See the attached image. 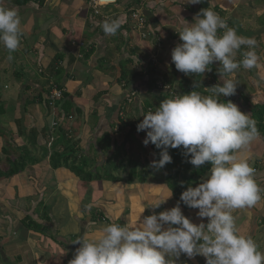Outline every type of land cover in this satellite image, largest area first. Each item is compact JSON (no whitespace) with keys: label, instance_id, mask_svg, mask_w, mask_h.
<instances>
[{"label":"crops","instance_id":"crops-1","mask_svg":"<svg viewBox=\"0 0 264 264\" xmlns=\"http://www.w3.org/2000/svg\"><path fill=\"white\" fill-rule=\"evenodd\" d=\"M22 1L0 0V6L18 11L22 33L20 47L12 53L11 61L0 45V88L1 73L14 78V71L23 63L37 68L33 72L47 80L42 87L36 78L28 79L23 67L24 73L19 75L20 80L24 79L19 101L28 118L26 124L21 123L18 114L16 124L21 134L28 133L26 141H33L36 149L48 148L49 155L57 137L66 134L77 157L85 160V169L100 178L88 182L66 168L54 170L49 157L40 160L41 154L32 157L40 160L38 164L31 163L19 175L0 180V264H69L80 247L74 244L77 239H95L100 234L98 229L111 223L134 228L140 215L142 219L176 206L178 201L172 193L160 208L146 207L144 211L143 205L167 199L171 190L160 176L162 169H153L154 175L146 177L145 167L158 157L152 144H143L146 131L137 132V125L143 115L155 111L166 99L158 84L169 86L177 95L198 90L187 85L184 74L171 62L173 48L182 43L178 32L185 26L184 20L192 22L184 13L197 14L214 4L229 6L225 1L221 4L223 0H202L195 5L187 4V0H116V4L101 7L100 14L95 15L90 0H29L21 5ZM137 11L146 18V38L131 18ZM113 19L121 21L119 40L102 31V23ZM237 34L246 37L239 31ZM89 51L92 55L85 59ZM212 65L219 68L218 62ZM156 67L162 68L164 82L158 83ZM61 69L58 78L57 70ZM128 69L139 74L131 88L118 82L122 70ZM237 71L247 75L244 68ZM204 74L202 86L215 83H209ZM55 90L62 91V99L64 94L69 95V113L63 110L62 99L49 104ZM130 91L136 94L132 104H123ZM203 91L198 92L208 95ZM39 106L45 112L39 111ZM53 123L57 126L52 129ZM261 150L255 153L249 147L240 156L255 169V180L264 189V147ZM8 159L0 152V172ZM181 210L194 224L201 222L198 209L181 206ZM233 215L239 234L250 235L264 252V199L252 208L234 210ZM203 222L207 223V218ZM177 264L206 261L201 256L188 259L182 255Z\"/></svg>","mask_w":264,"mask_h":264},{"label":"clouds","instance_id":"clouds-1","mask_svg":"<svg viewBox=\"0 0 264 264\" xmlns=\"http://www.w3.org/2000/svg\"><path fill=\"white\" fill-rule=\"evenodd\" d=\"M199 3L202 0H187V4ZM184 22L178 32L182 43L171 52L175 69L185 75L202 76L218 62L222 86L206 88L212 95L194 90L164 99L155 111L143 115L137 132L146 131L143 144L160 150L159 158L151 163L153 169L172 163L169 149L181 147L194 168L206 162L211 168L201 183L182 192L175 207L142 219L140 215L134 228L111 223L101 226L95 239H77L74 244L80 247L69 264H177L182 255L188 259L201 256L206 264H264V252L250 235L239 234L233 215L234 210L252 208L264 199V189L255 180V169L240 156L260 133L250 114L220 99L236 94L237 82L228 78L236 70L259 66L257 41L238 35L209 8L201 10L193 23ZM120 28L119 19L102 23L106 36H115ZM21 34L18 11L0 6V45L9 53V61L20 47ZM243 47L248 50L240 52ZM238 53L242 56L239 61ZM171 196L172 191L167 199L143 205L144 211L146 207L160 208ZM181 202L198 209L199 224L183 214ZM205 218L207 223L203 222Z\"/></svg>","mask_w":264,"mask_h":264},{"label":"trees","instance_id":"trees-1","mask_svg":"<svg viewBox=\"0 0 264 264\" xmlns=\"http://www.w3.org/2000/svg\"><path fill=\"white\" fill-rule=\"evenodd\" d=\"M28 1L29 0H23L21 2V5L26 4ZM39 1H42V0H39ZM208 1H210V0H207L206 2H208ZM211 2L213 3L212 0H211ZM236 2H237L236 0L227 1L228 6L229 5L233 6L234 4H236ZM224 3H225L224 0L221 1V4H224ZM232 6L223 8L219 4H214V5H212V7L210 6L209 9L217 12L220 15L221 13L225 14L224 12L232 11L233 10ZM225 21H226V23L228 22L227 23L228 26L230 24L232 26V28H235L237 31H239V33L244 34L246 37L248 36V35H246V33L241 31L240 25H238V27L235 25L234 26L232 25V21H233L232 18H230L228 21L225 18ZM222 31L223 30H221V33H222ZM118 36H120L119 33H117L115 35V40L116 39L119 40L121 38V37L119 38ZM91 55H92L91 51L86 52L84 54V58L89 59ZM210 67H211L210 72L212 73V74H209V76L211 77L210 80H212L216 84H220L222 86V82L220 81V78L217 75V69L213 65H211ZM241 68H243V67H241ZM62 72H63L62 69H61V71L57 70L58 78H59V76L61 77ZM151 72H153V71L151 70ZM151 74H153V73H151ZM183 74L184 73H182V75ZM203 75H205V74H202V76H197L196 74H190V75L184 74L183 76L186 77L184 80L186 81L187 85H193L198 89L197 92L198 91L201 92V91H203L202 89H204L203 86L200 84ZM138 76H139V74H136V72L132 71V69L131 70L130 69L122 70L121 77L118 79V82L120 84H124V86L127 88H131V87H129L130 84L134 80H136V78ZM203 92H204L203 94H209L208 92H205V91H203ZM132 93H134V92L130 91V96H127V98L123 101V104L124 103L132 104L134 97H135V96L132 97V95H131ZM237 93L238 92L236 91V94ZM164 94L166 95L165 96L166 99L173 98V96L169 92H165ZM227 98L223 97V99L222 98H220V99L223 102H228L230 97L228 99ZM240 99H241V103H243V106H241L242 109L240 111H242L246 114H250L251 118L256 121V125H257V128H258L259 133H260V139L264 143V104H253L244 95H241ZM62 100H63V110L66 113H69V111L71 110V103L69 102V95H67V93L64 94V99H62ZM130 100H131V102H129ZM56 101H59V100H56ZM54 104H55V102H54ZM146 105H147L146 107H149L150 106L149 102H147ZM0 112H4V109L2 106H0ZM70 140L71 139L67 138L66 134H64V133L61 134L60 136H58L57 139L52 144L51 154L50 155L48 154V152H49L48 149H45V150L42 149V151H41L42 158L40 160L49 157V161H50V165H51L52 169L56 170L59 168H66V169L70 170L71 172L75 173L77 176H79V178L81 180H86L88 182H91L92 179H95V178L99 179L100 176H96L93 173L91 174L88 170L85 169V166H84L85 160L82 161V160H80L79 157H77L76 150L74 149L75 148L74 144L72 145L70 143ZM6 146H7V148H6ZM6 146L4 147L5 149L3 148L0 150V152H2V154L9 157L8 163L6 165H4V167L2 169L3 171L0 172V180L13 178V177L19 175L20 173H22L29 164L32 163L35 165V164H38L40 162V160L32 159V157H30V155L27 154V147H24L21 149L18 148L16 150V153H18V154H14L10 150L11 145L7 144ZM151 147H152L153 152L159 158V151L160 150L156 149L154 145H151ZM183 151L184 150L182 147L178 148V149H169V154L172 157V163L167 164L162 170L160 169L161 171L166 173V175L163 176L164 181H165L166 185L169 187V189L172 191L174 198L177 201L180 200V196H181L182 192L185 191L188 186L194 187V185H197L199 183V180L211 168L210 163H207V162L205 163V165L201 166L199 169L194 168V166H192L190 163L187 162V159H189L190 157L186 158L183 155ZM28 153H29V151H28ZM135 172H136V170H135ZM180 205L187 210H194V209H190L187 206L183 205L182 202Z\"/></svg>","mask_w":264,"mask_h":264},{"label":"rangeland","instance_id":"rangeland-1","mask_svg":"<svg viewBox=\"0 0 264 264\" xmlns=\"http://www.w3.org/2000/svg\"><path fill=\"white\" fill-rule=\"evenodd\" d=\"M224 1L227 2L231 0H224ZM236 1H237L236 4H234L233 6L229 5V7L232 6V9H233L232 11L224 12L225 14L221 13L220 15L222 18L224 19L226 18L227 21L230 18H232L233 26L238 25V21L240 20L239 25L241 29L245 33H250L247 37L255 38V40L257 41V46L255 48V51L260 57L258 61L259 66L251 70H246V74H247L246 76H245V73L242 74L236 70L237 72H235L231 77V79H233L236 82L237 80H239L240 86L243 89L239 88L240 86L239 87L237 86L238 93L228 98H229V101L236 104L238 108L241 110L242 109L241 106H243V103H241V99H240L241 95L246 96L252 103H258V104L261 102L264 103V0H236ZM184 14H185L184 16L189 17L192 21L191 23H193L194 17L198 14V12L197 14L196 13H186V12ZM228 27L232 28L230 24ZM247 50L248 49L246 47H243L241 52L247 51ZM240 59H242V56L240 55V53H238L236 60L239 61ZM22 67L24 68L25 73L23 72ZM33 69H37V68H35L32 65H29V63H23L22 65L19 66V69L17 71H14V73L16 74L14 78L8 77V74L5 76L4 73L3 74L1 73L0 97H2L1 98L2 101H0V104H2L3 105L2 107H5V108H4V115L2 116L0 113V150L1 148H4L7 144H9L11 145V148H10L11 152L14 154H18L16 153V150L18 148L19 149L24 148L25 146H27L26 144H28L27 154H29L30 157H35V156L41 157V151L42 149L44 150V148H41L40 150L38 147V149H36L35 145L33 144V141H31L32 143L27 142L25 136H27L28 133L27 135L26 133L22 135L20 126L16 124L18 114L21 115L19 117L20 118L19 120L21 121V123L26 124V120H28V118L24 117L26 113L22 110V105L19 101V97L21 94L20 87L24 80V79L20 80L19 75H23L24 73L26 76H28L29 80H32V78H36V83H40L41 87L44 86L47 82V80L43 79L44 77L42 78L36 72H33L35 71ZM156 69H157V72L159 73L158 83L164 82L165 79H163L162 74H161L163 71L162 68L156 67ZM209 74H212V73L210 71H206V75H208V82L210 81ZM210 84L208 85V87L206 85L203 86L204 89L210 88V86L212 87L214 85H217L216 83H213L211 85ZM154 86H156V84ZM205 91H208L209 93L208 95H212V93L208 89H206ZM162 93L164 94L165 91L162 90ZM34 96L35 95H32L30 100H33ZM221 98L223 99V97ZM39 108H40L39 111L45 112V109L43 106L42 107L39 106ZM38 127L39 126H37V128ZM56 129L57 131L59 130V128H56ZM57 134L58 132L56 133V135ZM40 140H42L41 137L39 138V141ZM42 141H40V143ZM43 144L44 142H42V145ZM261 147L263 148L264 144L262 143L260 139L259 141H257V143L250 146V148L254 149L255 153H257L258 151L262 152ZM50 151H52V149ZM145 171H146L147 178H150L151 176L154 175V170L153 168H151V166H146ZM156 175H160V174H156ZM165 175L166 173L161 172L160 176H165Z\"/></svg>","mask_w":264,"mask_h":264},{"label":"built area","instance_id":"built-area-1","mask_svg":"<svg viewBox=\"0 0 264 264\" xmlns=\"http://www.w3.org/2000/svg\"><path fill=\"white\" fill-rule=\"evenodd\" d=\"M113 4H116V0H90V2H89V6H90L91 10L94 11L95 15L100 14L99 9L101 7L109 6V5H113ZM131 18L136 23V27H138V29L141 31L142 37L146 38L148 36V34H145L143 31L147 25L146 18L143 17L141 15V13H139L138 11L133 12ZM153 62H155V61H153ZM158 87L162 90H166L167 92H170V94L173 97L176 96V94L172 92V90L169 86H167V85L164 86L162 84H158ZM131 95H132V97H134L135 93H132ZM62 97H63L62 91H58V90L53 91L51 97L49 98L50 105H54V102L56 100H60ZM129 102H131V100ZM56 126H57V124L53 123L52 129L55 128Z\"/></svg>","mask_w":264,"mask_h":264}]
</instances>
